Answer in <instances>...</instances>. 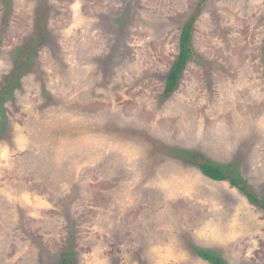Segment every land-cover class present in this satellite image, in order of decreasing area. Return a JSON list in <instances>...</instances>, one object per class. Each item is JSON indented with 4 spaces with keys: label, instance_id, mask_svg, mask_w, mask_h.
Returning <instances> with one entry per match:
<instances>
[{
    "label": "rangeland",
    "instance_id": "obj_1",
    "mask_svg": "<svg viewBox=\"0 0 264 264\" xmlns=\"http://www.w3.org/2000/svg\"><path fill=\"white\" fill-rule=\"evenodd\" d=\"M194 154L264 203V0H0V264H264V211Z\"/></svg>",
    "mask_w": 264,
    "mask_h": 264
},
{
    "label": "trees",
    "instance_id": "obj_2",
    "mask_svg": "<svg viewBox=\"0 0 264 264\" xmlns=\"http://www.w3.org/2000/svg\"><path fill=\"white\" fill-rule=\"evenodd\" d=\"M206 1V0H205ZM199 15L193 14L189 20L183 25L180 37H179V50L178 56L171 66L170 70L166 76V83L164 89V96H172L177 89L179 88V82L183 77L185 70L187 69L188 64L196 58V53L194 51L192 42L194 37V28L197 23ZM41 28L40 33L36 35V43L43 44L45 41V29ZM28 43L23 46V49L19 53V56L16 60L15 68L13 72L9 75L7 79V85L4 88V91L1 95L2 100L13 92L16 84L24 73L29 68V63L33 58V52H36V46L32 45V41H27ZM190 163L199 168L202 174L212 181L217 182H229L231 186L240 192H242L248 200L256 205L258 208L264 211V203H262L258 197L248 188L247 185L241 183L233 174H228L223 171L220 167L212 164L207 158L200 154H194L190 158ZM197 253L200 257L209 262L210 264H225L224 261L217 255L207 251V250H197ZM60 264H73L67 257H64Z\"/></svg>",
    "mask_w": 264,
    "mask_h": 264
}]
</instances>
